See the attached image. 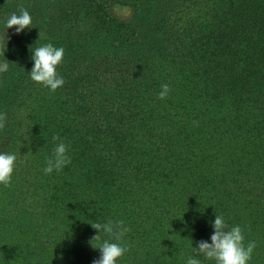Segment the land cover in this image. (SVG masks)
Listing matches in <instances>:
<instances>
[{
	"label": "trees",
	"instance_id": "obj_1",
	"mask_svg": "<svg viewBox=\"0 0 264 264\" xmlns=\"http://www.w3.org/2000/svg\"><path fill=\"white\" fill-rule=\"evenodd\" d=\"M48 43L65 50L54 93L28 73ZM5 59L0 264H92L104 240L130 249L117 264H215L193 247L216 214L264 264V0H0ZM56 135L71 163L46 175ZM109 220L131 231L92 240Z\"/></svg>",
	"mask_w": 264,
	"mask_h": 264
},
{
	"label": "clouds",
	"instance_id": "obj_2",
	"mask_svg": "<svg viewBox=\"0 0 264 264\" xmlns=\"http://www.w3.org/2000/svg\"><path fill=\"white\" fill-rule=\"evenodd\" d=\"M31 25V15L22 6L19 8V15L11 14L5 23L7 29L15 27L17 34L25 29H31ZM64 52L63 47H54L51 43L35 48L31 57L34 65L28 72L30 79L53 93L63 87L65 80L57 73V67L63 63ZM7 61L5 59V62H0V74L8 71L9 64ZM170 91L169 84H162L157 98L165 100ZM6 122L7 113H0V130L5 128ZM53 140L58 141V143L54 147L51 157H46V166L43 168L46 175H51L54 171L59 173L71 163L68 145L63 142L59 135L54 136ZM16 160L15 154L0 152V185L11 186ZM90 224L99 233L92 240H99L100 234L105 233L114 240L121 241L125 234L131 231L123 220H109L106 223L92 222ZM212 227L214 231L210 237L211 243L200 240L197 242V247H193V251L206 260L214 261L215 264H248L257 245L255 241H249L245 245L244 229L240 225L230 227L224 217L218 214L212 222ZM92 246L100 250V257L94 259L92 264H117V261L130 250L121 243L109 242L108 240L99 244H92ZM186 264H202V262L193 256H189Z\"/></svg>",
	"mask_w": 264,
	"mask_h": 264
},
{
	"label": "rangeland",
	"instance_id": "obj_3",
	"mask_svg": "<svg viewBox=\"0 0 264 264\" xmlns=\"http://www.w3.org/2000/svg\"><path fill=\"white\" fill-rule=\"evenodd\" d=\"M118 14H119V15H123V14H125V10L121 9L120 11H118Z\"/></svg>",
	"mask_w": 264,
	"mask_h": 264
}]
</instances>
